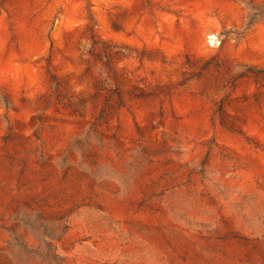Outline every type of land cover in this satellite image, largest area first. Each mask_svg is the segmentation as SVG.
<instances>
[{
  "label": "rangeland",
  "instance_id": "obj_1",
  "mask_svg": "<svg viewBox=\"0 0 264 264\" xmlns=\"http://www.w3.org/2000/svg\"><path fill=\"white\" fill-rule=\"evenodd\" d=\"M0 264H264V0H0Z\"/></svg>",
  "mask_w": 264,
  "mask_h": 264
}]
</instances>
